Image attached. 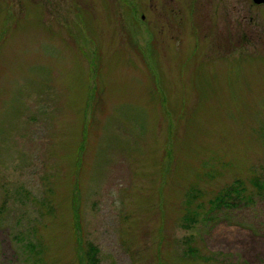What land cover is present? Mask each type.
Masks as SVG:
<instances>
[{
    "label": "rangeland",
    "instance_id": "374dc122",
    "mask_svg": "<svg viewBox=\"0 0 264 264\" xmlns=\"http://www.w3.org/2000/svg\"><path fill=\"white\" fill-rule=\"evenodd\" d=\"M0 264H264V4L0 0Z\"/></svg>",
    "mask_w": 264,
    "mask_h": 264
},
{
    "label": "trees",
    "instance_id": "16d2710c",
    "mask_svg": "<svg viewBox=\"0 0 264 264\" xmlns=\"http://www.w3.org/2000/svg\"><path fill=\"white\" fill-rule=\"evenodd\" d=\"M219 196H220V195H219ZM219 196H216V197H215L217 200H219V204H218L217 206H219V205L222 204V198L219 197ZM216 199H214V200H216ZM217 200H216V201H217ZM88 251H89V252H95V248H93V247H89V248H88Z\"/></svg>",
    "mask_w": 264,
    "mask_h": 264
},
{
    "label": "water",
    "instance_id": "95a60500",
    "mask_svg": "<svg viewBox=\"0 0 264 264\" xmlns=\"http://www.w3.org/2000/svg\"><path fill=\"white\" fill-rule=\"evenodd\" d=\"M252 2L255 4H260V3H264V0H252Z\"/></svg>",
    "mask_w": 264,
    "mask_h": 264
},
{
    "label": "flooded vegetation",
    "instance_id": "af4514ba",
    "mask_svg": "<svg viewBox=\"0 0 264 264\" xmlns=\"http://www.w3.org/2000/svg\"><path fill=\"white\" fill-rule=\"evenodd\" d=\"M264 4V3H263Z\"/></svg>",
    "mask_w": 264,
    "mask_h": 264
}]
</instances>
